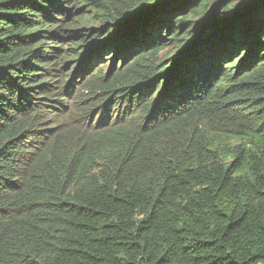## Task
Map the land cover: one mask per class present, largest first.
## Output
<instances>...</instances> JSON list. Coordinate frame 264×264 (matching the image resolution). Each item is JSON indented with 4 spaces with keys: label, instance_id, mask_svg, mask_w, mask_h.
Instances as JSON below:
<instances>
[{
    "label": "trees",
    "instance_id": "obj_1",
    "mask_svg": "<svg viewBox=\"0 0 264 264\" xmlns=\"http://www.w3.org/2000/svg\"><path fill=\"white\" fill-rule=\"evenodd\" d=\"M0 264H264V0H0Z\"/></svg>",
    "mask_w": 264,
    "mask_h": 264
},
{
    "label": "rangeland",
    "instance_id": "obj_2",
    "mask_svg": "<svg viewBox=\"0 0 264 264\" xmlns=\"http://www.w3.org/2000/svg\"><path fill=\"white\" fill-rule=\"evenodd\" d=\"M153 1H155V0H153ZM171 48H172V43H167L166 49L163 52H160V54H159L162 56V59H164L165 57L170 55V54L164 55V53H166V51H169ZM106 62H107L108 66H111L112 63L109 62V59H107Z\"/></svg>",
    "mask_w": 264,
    "mask_h": 264
},
{
    "label": "water",
    "instance_id": "obj_3",
    "mask_svg": "<svg viewBox=\"0 0 264 264\" xmlns=\"http://www.w3.org/2000/svg\"><path fill=\"white\" fill-rule=\"evenodd\" d=\"M209 39V38H208Z\"/></svg>",
    "mask_w": 264,
    "mask_h": 264
}]
</instances>
